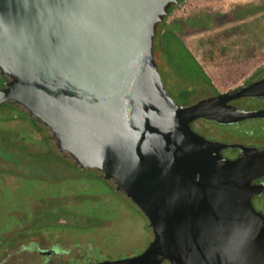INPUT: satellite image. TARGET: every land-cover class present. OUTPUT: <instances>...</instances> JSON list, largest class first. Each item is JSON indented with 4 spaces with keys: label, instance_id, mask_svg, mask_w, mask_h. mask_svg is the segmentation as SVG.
<instances>
[{
    "label": "water",
    "instance_id": "95a60500",
    "mask_svg": "<svg viewBox=\"0 0 264 264\" xmlns=\"http://www.w3.org/2000/svg\"><path fill=\"white\" fill-rule=\"evenodd\" d=\"M180 0H0V105L47 129L55 151L99 172L147 218L140 253L92 264H264V147L192 127L264 115L228 102L264 96V78L181 104L155 56L158 26Z\"/></svg>",
    "mask_w": 264,
    "mask_h": 264
},
{
    "label": "flooded vegetation",
    "instance_id": "af4514ba",
    "mask_svg": "<svg viewBox=\"0 0 264 264\" xmlns=\"http://www.w3.org/2000/svg\"><path fill=\"white\" fill-rule=\"evenodd\" d=\"M172 12L158 26L155 56L160 71H162V77L164 74L166 76V80L163 79L165 86L167 85L174 99L181 104L189 105L206 97L235 90L238 86L222 90L203 81L198 67L200 69H204V67L189 49L186 40L192 34L204 32L210 27H224L230 24L243 25L249 21L251 16L249 4L247 2L240 3L227 10L202 11L196 15H184L179 19H171ZM177 55L182 58V62L185 64ZM186 63L188 64L186 65ZM177 67L188 74L190 73L191 77L179 80L180 76L176 73ZM2 78L3 82L0 85L5 81L4 77ZM263 78L264 65L257 68L243 83L247 85ZM199 88H205L206 92L196 98L194 96ZM185 93L190 95L189 98L181 100L179 97ZM228 104L246 111H260L264 110V96H242L230 100ZM28 122L37 133L43 131L50 139L46 128L30 117ZM192 127L207 139L226 144L221 152L229 159H236L243 155L242 145L264 147V115L225 123L201 117L192 122ZM51 152L58 154L55 150ZM66 160L75 166L69 158ZM75 168L80 171L78 174L80 177L77 179L67 178L73 183L75 179L77 187L69 188L70 186L60 185L62 188L55 189L56 192L53 191V193L28 194L22 197L23 202L20 204L15 203L16 201L5 194L7 195V192L16 187L27 184L30 180L36 181V185L41 186H57L64 180L59 178L62 180L59 183L56 182L58 179L54 180L55 182L51 181L48 175L44 179H39L35 176L21 175L19 172L12 173L4 169L0 171V204H3L0 208L2 217L0 219V264H92L134 255L131 252H124L125 256H119L123 254L119 252L120 249L113 242V233L107 234L105 230L107 227L102 228V224L94 229L85 223L81 228H73L76 219L84 222L92 217L93 213H90L91 211L86 209V206L85 208L81 207L85 203L84 200L90 197L91 201H95L100 197L97 194H90L88 191L87 186L90 185L88 174H93L95 179L106 183L113 194H121L116 191L112 183L105 181L99 172L76 166ZM254 183L264 186V177L255 179ZM106 195L107 193H104L102 196ZM122 196L124 197V195ZM126 200L131 205L130 207L135 208L136 212L140 211L128 199ZM252 202L257 210L264 213V189L259 193H254ZM109 221L112 225V220ZM149 230L151 241L153 233L150 227Z\"/></svg>",
    "mask_w": 264,
    "mask_h": 264
},
{
    "label": "rangeland",
    "instance_id": "374dc122",
    "mask_svg": "<svg viewBox=\"0 0 264 264\" xmlns=\"http://www.w3.org/2000/svg\"><path fill=\"white\" fill-rule=\"evenodd\" d=\"M246 2L251 10L248 22L240 26L230 24L224 27H210L204 32L192 34L186 40L189 49L202 64L214 86L222 90L241 85L250 74L264 65V0H184L171 14V19H179L184 15H196L202 11L227 10ZM176 73L180 76L179 80L191 77V74L185 71L181 73L176 69ZM165 77L164 74L163 79L166 80ZM166 88L169 91L167 85ZM205 92V88H199L194 97L198 98ZM31 126L18 110L10 107L0 109V171L4 169L12 173L19 172L21 175L39 179L48 175L51 181L58 179L56 182H64L54 187L36 185V181L30 180L5 194L17 204L23 202L22 197L25 195L53 193L62 188L60 185L75 188V179L80 177V171L65 157L51 152L55 150L51 140L47 138L49 143L43 144V136ZM88 176V191L100 197L95 201H91L90 197L84 200L85 203L81 207L86 206V209L93 213L92 217L84 222L76 219L73 228H81L85 223L94 229L102 224V228L107 227V234L113 233V242L123 254L119 256H125L124 252L135 255L143 251L150 243L146 232V229H149L147 218L141 211L136 212L135 208L130 207L125 196L113 194L106 183L95 179V175ZM67 177L75 178L74 183ZM104 193L107 195L102 196ZM2 206L3 204H0V208ZM109 220H112V225Z\"/></svg>",
    "mask_w": 264,
    "mask_h": 264
},
{
    "label": "trees",
    "instance_id": "16d2710c",
    "mask_svg": "<svg viewBox=\"0 0 264 264\" xmlns=\"http://www.w3.org/2000/svg\"><path fill=\"white\" fill-rule=\"evenodd\" d=\"M184 0H180V2L177 4V5H174V6H172V8L170 9V13L176 8V7H178L182 2H183ZM178 57H179V59L181 58L179 55H177ZM181 60V62H182V58L180 59ZM183 63V62H182ZM183 64H185V63H183ZM188 63H186V65H187ZM178 68V70H180L181 71V73L183 72L182 70H181V68L180 67H177ZM198 70H199V74L202 76V78H203V81L205 82V83H207V84H209V85H211V86H214V84L212 83V80H211V78H210V76L207 74V72L204 70V69H200L199 67H198ZM0 84L3 82V78L0 76ZM185 92H187V91H185ZM189 96L190 95H188V93L186 94H184V95H181L179 98L181 99V100H186V99H188L189 98ZM5 107H10V108H13V109H16V110H18L19 112H21V114L24 116V117H26V119L28 120L29 119V115L27 114V113H25V112H22L20 109H18V108H16V107H14V106H11V105H8V104H3V105H0V109H3V108H5ZM38 131H40V129H38ZM43 137H42V140H41V142L43 143V144H45V143H49V141L47 140V136H46V134L43 132V131H40L39 132ZM27 137V136H26ZM50 146V145H49ZM147 231V234L149 235V238H151V236H150V230L147 228L146 229Z\"/></svg>",
    "mask_w": 264,
    "mask_h": 264
}]
</instances>
